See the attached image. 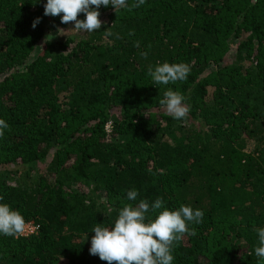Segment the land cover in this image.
I'll use <instances>...</instances> for the list:
<instances>
[{
	"label": "trees",
	"instance_id": "obj_1",
	"mask_svg": "<svg viewBox=\"0 0 264 264\" xmlns=\"http://www.w3.org/2000/svg\"><path fill=\"white\" fill-rule=\"evenodd\" d=\"M263 256L264 0H0V264Z\"/></svg>",
	"mask_w": 264,
	"mask_h": 264
},
{
	"label": "rangeland",
	"instance_id": "obj_2",
	"mask_svg": "<svg viewBox=\"0 0 264 264\" xmlns=\"http://www.w3.org/2000/svg\"><path fill=\"white\" fill-rule=\"evenodd\" d=\"M76 30L77 29H76L75 26H73V24H69V25L63 27V26H61L58 23H53V24H51L49 26L48 30L45 32V35L43 37V42H45V41H57V40L63 39L65 37H67L68 35L75 34ZM235 41H236V39H235ZM234 43H235L234 42V39L232 38L231 41H230V49L228 50V53L225 55L226 60H228V59L231 60V58L234 55ZM210 102H211L210 100L207 101L205 103V105H207V104L212 105V104H210ZM175 110H176V108L173 107L172 108V111H175ZM174 136L175 137H178L179 134L177 133ZM109 138L110 139H114L113 137H109ZM241 144L243 146L242 149H243L244 152H246V153L253 152V150H254V143L252 141H250V140H243V143H241ZM45 166H46V162L43 161V162L39 163L38 165H35L34 164L33 167L27 166V165L26 166L25 165H20L17 168H19V169H25V168L26 169H30V172L33 175H35V174H37V173H39L41 171L42 172H46ZM13 169H14V166L10 165L8 168L5 169L6 171L3 170L4 171L3 173H9L8 170H13ZM83 190L84 191H87L86 188H83ZM240 250L243 251V252L246 251V246L243 245ZM262 260H263V263H264V256H263ZM263 263L260 262V264H263ZM65 264H67V263H65Z\"/></svg>",
	"mask_w": 264,
	"mask_h": 264
},
{
	"label": "built area",
	"instance_id": "obj_3",
	"mask_svg": "<svg viewBox=\"0 0 264 264\" xmlns=\"http://www.w3.org/2000/svg\"><path fill=\"white\" fill-rule=\"evenodd\" d=\"M105 129L107 132H110V122L106 123ZM35 230L36 226L31 224L30 222H26L18 227L17 236H27L29 234L34 233Z\"/></svg>",
	"mask_w": 264,
	"mask_h": 264
}]
</instances>
